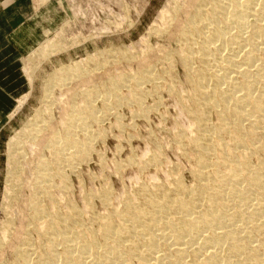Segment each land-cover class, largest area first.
I'll return each instance as SVG.
<instances>
[{
    "label": "bare ground",
    "instance_id": "obj_1",
    "mask_svg": "<svg viewBox=\"0 0 264 264\" xmlns=\"http://www.w3.org/2000/svg\"><path fill=\"white\" fill-rule=\"evenodd\" d=\"M171 9L163 14L165 21L170 19L171 31L166 29L168 20L164 30L177 40L173 52L193 82L190 102L184 108L196 122L193 133L177 134L176 142L196 163L195 185H185L178 175L172 176V185L154 188L141 183L122 198L121 206H115L107 189L101 197L106 212L102 216L90 212L85 219L84 211L80 213L65 196L69 188L65 169L77 171L81 155L92 146L93 121L105 119L90 100L86 101L89 105H72L68 113L66 104L62 132L54 131L55 122L54 129L46 126L53 130L48 135L43 132L47 136L37 143L46 153L40 149L37 160L32 158L36 169L31 172L33 180H28L33 188L25 196L28 220L20 219L16 228L15 220L8 217L1 227L0 253L7 244L14 253L9 264H264V156L257 157L259 164L250 161L260 151L264 153V0H184ZM151 72L134 83L126 76L119 82L133 90L130 94L139 104L146 94L143 82L156 81ZM93 88L96 92L95 87L90 90ZM81 89L83 94L85 88ZM122 96L118 94L115 100L122 101ZM108 109L102 106L98 111L104 115ZM209 113L218 116L216 123L210 122ZM45 124L35 130H44ZM226 134L231 136L228 142ZM150 161L156 163L157 157ZM55 189L62 190L59 197ZM66 202L71 204L64 210ZM87 204L92 211L91 197Z\"/></svg>",
    "mask_w": 264,
    "mask_h": 264
},
{
    "label": "rangeland",
    "instance_id": "obj_2",
    "mask_svg": "<svg viewBox=\"0 0 264 264\" xmlns=\"http://www.w3.org/2000/svg\"><path fill=\"white\" fill-rule=\"evenodd\" d=\"M20 1V5L25 7L22 10L24 13L17 14L18 17L12 22L13 27L7 29L6 36L0 37V43L6 38L16 45L20 43V50L15 57L8 55L4 59L6 54L0 52V101H5L8 105L11 103L7 109L0 107V230L8 217L15 220L16 228L20 226V219L28 220V204H25L28 200L25 196H29V191L33 188L32 181L28 180H33L31 172L35 173L36 168L32 164L39 157L38 153L41 154V150L42 154L45 152L42 145L38 146L39 141L48 135V131L51 132L55 124L54 131L62 132L60 129L65 125L62 124L65 120L62 117H66L63 108L68 107V113L73 110L72 105L83 106L87 100L94 103L95 108L108 106L109 109L104 115L99 113V108L96 109L105 120L93 121L92 146L89 152L81 155L77 171L72 173L68 168V171L65 169L67 176L64 181L69 184L65 196L71 199L80 213L84 211L82 214L85 219L88 220L90 212L101 216L106 212L101 197L107 189H110L108 192L116 204L114 205L121 206V201L137 190L141 183L153 185L154 188L159 184L172 185L173 177L178 175L176 177L181 178L185 185H195L193 170L196 163L180 151L176 142L177 134L186 130L185 133L191 135L194 130L192 128L196 126L195 120L184 108L185 102H190L188 99L193 82L189 80L182 60L173 52L177 49L178 42L169 35L170 19L166 20V29L170 31H165L167 22L163 18L164 12L171 13V8L177 4L182 5L184 0ZM14 2L3 0L8 5ZM170 55V59H166ZM144 61L148 62L144 64ZM54 71H59V74L52 73ZM151 71L156 74L158 84L156 81L143 82L146 94L142 92L145 95L141 96L139 104L133 99L135 97L132 98L133 90L119 82L124 76L135 82ZM67 79L70 82L65 84ZM59 81H63L62 84ZM155 84L159 87L158 90ZM60 85L65 86L62 88ZM90 87L98 90L95 92ZM80 89H84V95ZM89 90L91 94L87 93L85 96L84 92ZM106 91L114 97L110 98L109 94L105 96ZM70 94L73 95L71 99L74 97L73 103L68 98ZM115 94L123 95L122 101L115 100ZM45 99L49 103L52 101L51 106L43 101ZM104 99L109 103H105ZM69 104L72 107L70 109ZM39 110L43 113L38 112ZM209 115L210 122L216 123L218 116L214 113ZM42 120H47L45 123L48 125ZM40 123L45 124L41 125L45 129L37 132L35 129H39L36 126H40ZM50 125L52 128L49 130ZM43 132L47 135H43ZM224 139L228 142L231 136L226 134ZM262 140L264 142V135ZM14 150L18 151L13 152ZM153 156L157 157L156 163L150 161ZM255 156L250 161L259 164L257 157H263L264 153L260 151ZM27 160L30 164L25 162ZM61 191L55 189L57 197ZM87 197H91L92 211L87 204ZM69 204L71 203H64L63 209ZM3 206H7V211ZM3 232L0 234L3 235ZM34 236H37L36 233ZM9 245L1 250L0 264H4V261L9 264L14 260L13 249Z\"/></svg>",
    "mask_w": 264,
    "mask_h": 264
},
{
    "label": "crops",
    "instance_id": "obj_3",
    "mask_svg": "<svg viewBox=\"0 0 264 264\" xmlns=\"http://www.w3.org/2000/svg\"><path fill=\"white\" fill-rule=\"evenodd\" d=\"M15 2L12 4H4L3 0H0V37L6 36L7 29L12 28V22L14 18H17L19 13H24L22 10L25 9V7L21 6V1L20 0H14ZM23 16V15H22ZM12 43V44H11ZM20 43H13L12 41L8 40H3L2 43H0V52L2 54H6V58H8V55L10 57H15L16 52H19ZM1 56V54H0ZM11 104V103H10ZM9 104V105H10ZM9 105L5 101H0V107L3 109H7Z\"/></svg>",
    "mask_w": 264,
    "mask_h": 264
}]
</instances>
